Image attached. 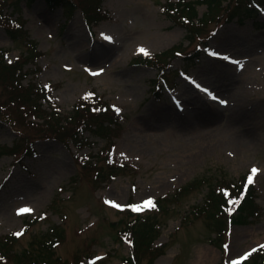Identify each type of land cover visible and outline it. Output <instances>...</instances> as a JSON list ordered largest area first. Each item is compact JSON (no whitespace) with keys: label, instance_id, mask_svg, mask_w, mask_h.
Segmentation results:
<instances>
[{"label":"rangeland","instance_id":"rangeland-1","mask_svg":"<svg viewBox=\"0 0 264 264\" xmlns=\"http://www.w3.org/2000/svg\"><path fill=\"white\" fill-rule=\"evenodd\" d=\"M181 1L196 6L197 18L207 15V0ZM70 2L73 11L46 0H0V61L23 66L22 84L47 94L42 107L64 123L99 113L103 101L113 111L106 133L84 134L79 149L71 139L79 120L46 135L29 107L6 104L0 77V244L16 235V254L39 252L54 230L60 243L46 251L49 264H131L134 249L120 230L140 213L161 251L146 249L134 264H194L200 255V264L242 262L264 245V13L228 21L236 2L225 0L221 16L206 17L191 35L186 14L172 13L179 0ZM19 23L23 30L9 31ZM176 46L184 56L169 54ZM249 130L253 144L241 140ZM248 173L256 182L254 216L232 224L222 210L193 214L211 185ZM162 197H169L163 211L136 210ZM219 221L227 229L215 240ZM16 254L0 264H20Z\"/></svg>","mask_w":264,"mask_h":264},{"label":"trees","instance_id":"trees-1","mask_svg":"<svg viewBox=\"0 0 264 264\" xmlns=\"http://www.w3.org/2000/svg\"><path fill=\"white\" fill-rule=\"evenodd\" d=\"M50 5L57 6V5H63L70 7V11L74 10L75 4H72L70 2L71 0H46ZM102 2L103 0H98ZM225 0H207L208 4V12L207 15L197 18V8L196 6L191 2H182L181 0L177 4H170V7L172 9L173 14H186L183 16H186L187 18V26L190 29L191 35H198L200 34V30H202L203 24L204 26L207 25V19L208 16L216 14L219 15L220 6ZM236 4L232 8H228L229 12L227 15V20L232 21L234 18H237L239 23L245 22V20L242 18L244 16L254 17L256 16V11H263V3H260L258 0H235ZM253 10L255 13L252 15ZM174 11V12H173ZM88 13L89 10H88ZM0 16L2 17L1 13ZM89 17H92V15L89 14ZM213 17V16H212ZM211 17V18H212ZM98 19V18H96ZM210 19V18H209ZM208 19V20H209ZM200 24V25H199ZM15 28V27H12ZM23 30L24 26L22 23H19L18 27L16 29H10L9 31L12 33L18 32V29ZM19 30V32L21 31ZM16 37V35L14 34ZM193 40L195 38L192 37ZM33 45V48L37 49V44ZM180 48V47H179ZM178 47H174L170 52L173 51L179 52L178 55L184 56L182 52L177 50ZM168 54V53H166ZM152 58V57H151ZM153 59V58H152ZM2 63V64H1ZM23 66H19V63L16 61L15 63H6L4 60L0 61V77L1 82L6 84V90L8 91V97L5 101L6 104L14 102L18 106L25 107L26 110L27 107L30 108L31 113L34 115V117L38 120H41V122H32L33 125L40 127L39 130H42L43 133L50 134V133H60L62 129H64L68 121L70 123L75 120H79L78 115L72 117L71 119L67 120L64 123V119L61 118V113L51 110L48 111L47 109L42 107V103L40 100L47 96V94L42 97L38 96L39 92L37 89L34 90V87L31 86L30 83L27 85L22 84L23 78H21V72H22ZM41 91L45 90L42 89ZM17 93V94H15ZM43 93V92H42ZM157 93V92H156ZM98 96L89 95L88 98H93L95 101ZM87 102L89 99H85ZM93 101V102H94ZM100 101V99H99ZM103 101V99H102ZM104 102V103H103ZM102 106L103 109L100 110L99 113L94 114L91 113L89 117L79 120L77 123H80V126L78 130L72 135L71 139L73 140V143L79 147V149H82L87 145L88 138H84V134H94V135H103L106 133L107 126H104L106 123L105 119H110L108 117L111 116L110 111H113V109L110 107L109 103L107 101H103ZM89 103V102H88ZM93 104V103H92ZM86 106V105H85ZM85 106L83 108H85ZM94 106V105H93ZM96 109V108H95ZM94 112V111H93ZM97 112V109H96ZM27 114H29L26 111ZM113 115V114H112ZM27 116V115H26ZM70 139V140H71ZM15 152V150H13ZM95 163H97L96 160H94ZM252 176V182H248V177ZM201 179H198L197 181H194L192 183H189L188 185L180 188L175 192L173 195L174 197L181 195L183 192H190V190L195 187L198 184V181ZM224 191L226 193H224ZM169 199V197H162L154 201L155 207H148L145 212H157L160 210H164V206H166V201ZM235 201V203H233ZM164 203V205H163ZM258 204H257V190H256V182L254 180V177L252 173H248L242 177V179L235 182V184L227 183L218 188L216 185L210 186V191L208 193V197L206 198V202L201 206H194L193 208V214H196L200 217L206 216V214L210 213V215L218 214L222 210V214L224 211L226 213H231V223H244L248 219V217L254 216V213L258 212ZM162 210V211H163ZM127 211L129 213L134 212V201L131 200ZM36 219L30 220L28 222V227L32 225L33 222H36ZM149 221V217H144L140 213H136L133 215L131 220L125 224L124 227L121 228L120 234L121 237L131 244V246L134 249L133 258L136 257L135 260L132 258H127L126 263L130 262L131 264H134V262L137 263V261L141 260V257L143 254H145V251H152L153 256L156 255L155 252L161 251L159 247L153 246V231L147 223ZM226 224L224 222H220L216 224V235L215 240L221 239L222 232L226 231L225 228ZM52 231L51 236L49 239H45L40 242V246L43 244V250L39 252H35L32 250H26L22 251L18 254H16V251L14 250V247L12 245L18 238L16 235H6L2 237V241L0 244V260L7 258V254L12 255L16 254L17 260L20 264L31 262L36 264H49V259L47 257H50L49 255H46V251H51V248H56L60 243V237L53 233ZM44 242V243H43ZM8 259V258H7ZM134 261V262H133ZM5 264V263H4ZM239 264H264V246L259 247L254 252H252L247 258Z\"/></svg>","mask_w":264,"mask_h":264},{"label":"snow or ice","instance_id":"snow-or-ice-1","mask_svg":"<svg viewBox=\"0 0 264 264\" xmlns=\"http://www.w3.org/2000/svg\"><path fill=\"white\" fill-rule=\"evenodd\" d=\"M108 39H110V37H108ZM139 51H141V52H143L145 54H148L146 49L141 48V49H139ZM256 171H257V169H252L253 174H255ZM248 182L249 183L252 182V176L248 177ZM108 203H111V202H108ZM233 203H235V201ZM117 207H118V205H117ZM147 207H155L154 201L152 199H148V200L144 201L142 206H136V210L140 211L143 208H147ZM21 211L22 212H27V211H31V210L25 208V209H21ZM20 234L21 233H17V235H20ZM253 251H255V249ZM234 264H235V262H234Z\"/></svg>","mask_w":264,"mask_h":264},{"label":"bare ground","instance_id":"bare-ground-1","mask_svg":"<svg viewBox=\"0 0 264 264\" xmlns=\"http://www.w3.org/2000/svg\"><path fill=\"white\" fill-rule=\"evenodd\" d=\"M95 55V54H94ZM207 133H212V130L209 132H207ZM241 140L242 141H246V142H248V143H250V144H253V142H254V139H253V137H252V133H251V131L249 130L246 134H242L241 135ZM200 258L194 263V264H200L201 262H203L204 260H203V255L201 256H199Z\"/></svg>","mask_w":264,"mask_h":264}]
</instances>
